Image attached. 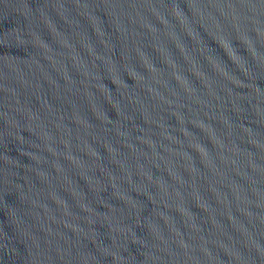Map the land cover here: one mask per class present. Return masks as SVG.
I'll return each mask as SVG.
<instances>
[{
	"label": "water",
	"instance_id": "1",
	"mask_svg": "<svg viewBox=\"0 0 264 264\" xmlns=\"http://www.w3.org/2000/svg\"><path fill=\"white\" fill-rule=\"evenodd\" d=\"M0 264H264V0H0Z\"/></svg>",
	"mask_w": 264,
	"mask_h": 264
}]
</instances>
